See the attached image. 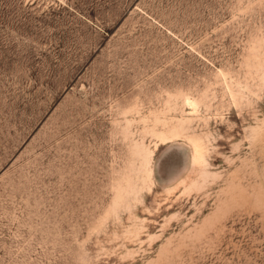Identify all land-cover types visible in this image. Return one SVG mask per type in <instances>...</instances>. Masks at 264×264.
Returning <instances> with one entry per match:
<instances>
[{
  "label": "rangeland",
  "instance_id": "374dc122",
  "mask_svg": "<svg viewBox=\"0 0 264 264\" xmlns=\"http://www.w3.org/2000/svg\"><path fill=\"white\" fill-rule=\"evenodd\" d=\"M0 264H264V0H0Z\"/></svg>",
  "mask_w": 264,
  "mask_h": 264
}]
</instances>
